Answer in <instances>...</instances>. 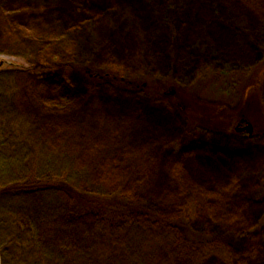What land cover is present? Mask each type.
<instances>
[{
    "label": "rangeland",
    "instance_id": "obj_1",
    "mask_svg": "<svg viewBox=\"0 0 264 264\" xmlns=\"http://www.w3.org/2000/svg\"><path fill=\"white\" fill-rule=\"evenodd\" d=\"M0 51L11 117L112 192L82 191L80 216L135 212L264 264V0H0Z\"/></svg>",
    "mask_w": 264,
    "mask_h": 264
},
{
    "label": "trees",
    "instance_id": "obj_2",
    "mask_svg": "<svg viewBox=\"0 0 264 264\" xmlns=\"http://www.w3.org/2000/svg\"><path fill=\"white\" fill-rule=\"evenodd\" d=\"M18 78L19 71H0V89L14 92ZM9 104L0 91V264H201L209 256L235 264L228 243L192 247L176 226L135 212L80 216L73 201L82 191L103 207L112 192L73 155L50 147L39 121L11 117ZM186 212L192 216L194 205Z\"/></svg>",
    "mask_w": 264,
    "mask_h": 264
},
{
    "label": "flooded vegetation",
    "instance_id": "obj_3",
    "mask_svg": "<svg viewBox=\"0 0 264 264\" xmlns=\"http://www.w3.org/2000/svg\"><path fill=\"white\" fill-rule=\"evenodd\" d=\"M246 120L243 118H240L236 120V125H235V131L237 130L238 132H244L245 131V122Z\"/></svg>",
    "mask_w": 264,
    "mask_h": 264
},
{
    "label": "water",
    "instance_id": "obj_4",
    "mask_svg": "<svg viewBox=\"0 0 264 264\" xmlns=\"http://www.w3.org/2000/svg\"><path fill=\"white\" fill-rule=\"evenodd\" d=\"M2 65H3V61H0V71H1V67H2ZM247 132H251V125L250 124H248V125H246L245 126V128H244Z\"/></svg>",
    "mask_w": 264,
    "mask_h": 264
}]
</instances>
